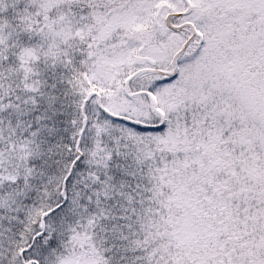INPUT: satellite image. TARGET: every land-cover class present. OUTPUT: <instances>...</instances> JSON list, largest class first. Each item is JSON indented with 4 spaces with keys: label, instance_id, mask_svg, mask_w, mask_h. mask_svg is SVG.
Masks as SVG:
<instances>
[{
    "label": "snow or ice",
    "instance_id": "6c2138e0",
    "mask_svg": "<svg viewBox=\"0 0 264 264\" xmlns=\"http://www.w3.org/2000/svg\"><path fill=\"white\" fill-rule=\"evenodd\" d=\"M0 264H264V0H0Z\"/></svg>",
    "mask_w": 264,
    "mask_h": 264
}]
</instances>
